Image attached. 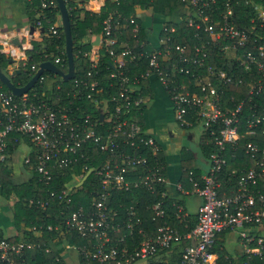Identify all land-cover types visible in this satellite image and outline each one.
Wrapping results in <instances>:
<instances>
[{"label":"built area","instance_id":"obj_1","mask_svg":"<svg viewBox=\"0 0 264 264\" xmlns=\"http://www.w3.org/2000/svg\"><path fill=\"white\" fill-rule=\"evenodd\" d=\"M182 1L186 6L185 23L195 30L199 43L191 47L183 43L170 44L163 52L154 48L148 54V67L140 76H157L169 94L177 124L200 126L202 134L207 135L213 145L201 181L190 178L193 192L201 201L194 226L186 231L170 222L174 218L182 228L188 227L183 204L164 202L162 188L166 178L161 148L145 132L141 122L131 116L134 107L146 102V96L138 92L140 77L122 74L117 91L103 100H97L93 94L94 90H100L95 80L86 86L89 88L86 93L80 88L72 92L74 98L86 95L96 103H102V118L99 120L89 112H79L76 106L53 107L45 101L35 102L28 91L15 95L0 85V170L11 157L8 152L11 133L30 141V149L23 154L22 164L33 166L46 184L52 181L54 170L70 166L80 157L87 158L86 145L89 142L108 154L101 165L92 167L91 173L97 178L90 190L89 207H77L63 222L87 240L83 245L66 241L63 244V250H74L84 264H218L220 254L214 245L222 232L237 236L245 256L264 255V112L252 111L244 121L241 117L242 101L231 108L224 104L222 93L225 84H241L245 73L249 78L247 100L250 101L252 95L264 94V0H244L251 5L247 11V25H240L237 20L236 5L241 0ZM39 2L41 12L57 5L56 0ZM111 18L112 13L104 21L103 40L114 65L120 68L126 55L135 56L127 47L115 48L116 40L110 37ZM129 21L134 23L132 30L136 32V21L133 17ZM40 26L37 21L36 27ZM49 30L58 36L56 23ZM163 30L175 31L173 26L166 24ZM202 34L208 39L202 38ZM15 36L17 34L10 30L0 31V52L11 59L8 63L10 75L16 70H27V54L13 51L11 40ZM170 41V35L162 37L160 45ZM211 42L217 47L215 56L220 54L228 60L229 72L208 63ZM64 54L63 47L52 62L58 66ZM160 54L168 61L167 69L158 60ZM97 58L98 54L90 56L92 66L96 65ZM237 67H242V72L238 73ZM37 69L38 65L29 67L33 74ZM178 74L190 78L189 87L177 84ZM38 79H43L42 74ZM110 102H113L111 107ZM243 136L249 139L242 142V149L254 160L255 166L231 170L223 185L221 174L228 163L227 149L241 145ZM83 168L86 169V165ZM83 175H77L76 181ZM140 188L150 194L159 193L161 197L144 207L150 220L158 223L153 232L145 227L136 207ZM117 191L131 195L132 203L125 206L123 212L112 205ZM66 194L65 189L60 193L51 190L49 199L36 202L44 208L50 199L62 198ZM47 228L51 229V225ZM184 241L188 243L182 244ZM37 247L30 240L12 241L8 236L0 235V264H28L30 253ZM60 255L63 256L62 252ZM233 260L228 264H233Z\"/></svg>","mask_w":264,"mask_h":264},{"label":"trees","instance_id":"obj_2","mask_svg":"<svg viewBox=\"0 0 264 264\" xmlns=\"http://www.w3.org/2000/svg\"><path fill=\"white\" fill-rule=\"evenodd\" d=\"M68 11L70 20L71 37L73 39L72 54L74 62V75L72 78L64 80L58 74H55L49 70L42 72L43 79L37 80L32 88L28 90V94L32 95V99L35 102L45 101L47 104L53 107L60 108L77 107L79 112H89L92 117L97 120L100 118L101 102L96 103L90 98L84 95L81 98H74L72 92L80 88L86 93L89 88L86 87L91 81H97V87L100 90L93 91L97 100H103L109 98L114 94L120 84V76L135 75L140 77L139 90L142 95H149L148 77L140 76L148 67V54L151 53L154 48L147 39L146 28L141 25V18L138 16L137 9L141 11L152 12V17L160 22L159 38L167 37L170 35V43L161 44L159 48L163 50L168 45H174L175 43H183L191 47L194 43L198 44L200 38L195 35V30L189 27L185 23L186 6L182 0H105L98 12L90 11L78 3L84 0H64ZM251 8L250 4L244 3V0L239 1L236 5L237 20L240 25H247L248 12ZM247 12V13H246ZM112 13V28L110 37L115 38V48L121 50L122 47L130 49L134 54V58L129 55L124 57L125 61L123 66L117 68L114 65L113 59L105 46L104 40L102 46L98 50V58L96 65L92 66V61L89 56L91 44L86 41L88 34H100L104 37V21ZM26 14L32 21L33 25H37V21H40L42 29L43 42L32 41V47L27 50V70L20 69L19 72L10 75L11 81L15 85H24L33 75L30 72L29 67L34 64L38 65L42 61H53L54 57L59 54V50L64 47L65 38L62 25L59 20L60 11L58 5L53 8H47L44 12L40 11L39 0H29L26 7ZM133 17L137 23V30H132L134 23H131L129 19ZM58 21V22H57ZM56 23L58 29V36L51 34L49 27ZM119 23L118 26L116 24ZM163 24L168 27L173 26L175 31L168 32L163 30ZM169 34V35H168ZM202 38H207V35L202 34ZM217 47L211 42L209 45L210 56L208 63L214 66H221L228 72L229 62L220 54L215 56ZM158 60L161 64H165V68H168V61L158 55ZM9 63V57L0 52V68L6 70ZM58 66L62 70L67 69L66 54L63 55V60ZM242 67H237V72H242ZM90 71V74L88 72ZM111 73H114L112 76ZM178 79L177 84H185L189 87L191 80L185 74L176 75ZM244 81L241 84H235L234 82L217 86L219 89H223V101L227 106L234 108L238 103L242 101V119L249 117V113L256 111L257 113L264 112V94L263 92L258 95H252L251 100L248 101L247 97L248 86L247 74L244 73ZM0 85L7 90V87L0 81ZM34 94V95H33ZM136 96V93L135 95ZM232 97V98H231ZM109 107L113 105L110 102ZM145 103L140 106L134 107L131 110V116L141 122V112ZM251 106V108H250ZM243 121V122H244ZM16 138V139H15ZM21 139V141H20ZM249 139L248 136H243L241 145L237 148L227 149L228 163L224 168L222 175L223 185L226 182L225 176L231 170H242L251 166H255L254 160L244 153L242 142ZM264 141V140H263ZM262 141V145L264 142ZM22 143L31 145L30 141L16 133H11L8 136V152L10 155L18 149ZM87 158L80 157L77 162L67 166L63 169L54 170L52 181L46 184L39 178V174L35 171L33 166L25 164L24 167L29 171V177L26 180L18 181L13 174L9 166L3 165L0 170V193L5 197L15 196L16 200L13 205V221L17 229L22 228L23 238L36 243L38 247L30 253L28 264H62L64 263L63 256L60 255L63 249V244L69 242L75 245H83L87 243V240L80 236L76 230L67 228L63 225L65 218L71 213V211L82 206L88 208L91 200V188L95 185L96 174L90 173L82 185L72 188L76 182V176L79 174H85L90 167H96L101 165L108 154L102 152L93 143H87ZM200 147L203 153L208 156L213 145L207 135L201 136ZM32 162L34 163V156ZM188 159L193 160L190 153H187ZM183 155V159H184ZM11 158H9L10 161ZM86 165V169L83 168ZM187 169L184 170V175L187 183L192 185L190 177L195 180L201 181L200 171L192 164L185 163ZM191 170V171H190ZM190 179V181H189ZM63 189L67 190V194L62 198H53L42 208L36 200H46L50 198V191L54 190L60 193ZM140 195L137 203L139 214L144 219L145 227H149V232H153L158 225L157 222L150 220L149 212L144 209L148 204L154 202L158 198V193L150 194L144 188H140ZM68 198L69 200L67 201ZM33 199L30 203L29 200ZM121 203V205H119ZM132 203L131 195L126 191H117L113 197L112 205L118 207L121 212L123 208ZM195 220V219H194ZM194 220L190 221L187 228L182 226L173 219L170 222L178 226L182 231H186L194 226ZM51 225V229L47 226ZM221 235L223 234L220 233ZM219 234V235H220ZM2 235V234H0ZM218 235V236H219ZM12 241L20 240L18 236H10ZM188 243L184 241L182 244ZM222 244H216L214 249L219 252L218 264H228L232 261V256L227 252L225 248H220ZM47 249V250H46ZM58 257V259H57ZM81 264H84L83 260H80ZM264 264V255L261 257L250 256L247 257L244 254L240 255L233 261V264ZM93 264V263H91Z\"/></svg>","mask_w":264,"mask_h":264},{"label":"crops","instance_id":"obj_3","mask_svg":"<svg viewBox=\"0 0 264 264\" xmlns=\"http://www.w3.org/2000/svg\"><path fill=\"white\" fill-rule=\"evenodd\" d=\"M28 1L29 0H0V31L4 32L10 30L15 32L21 42V47L13 44V51L15 53H19V51L26 53L27 50L32 47V41H37L39 43L43 42V32L41 28L33 25L26 14ZM104 1L105 0H84L78 4L90 11L98 12ZM152 12L151 10L141 11L137 9L138 16L142 19L141 25L146 28L148 41L153 48H159L161 43L159 38L160 22L152 17ZM59 20L61 23L60 16ZM86 41L91 44V49L89 51L90 56L96 57L103 43L102 36L100 34H88ZM6 69L8 72L3 71L8 74L10 71V64L7 65ZM148 85L150 94L146 95V102L141 112V124L145 132L151 135L161 148L160 157L164 164L166 178V182L162 188L165 194L164 202L165 204H183L187 213V224H189L190 221L195 219L196 210L201 199L193 192L192 185L190 188V185L185 179L184 170L187 169L185 163L190 162V164L194 165L200 171V176L206 171L207 156L200 147L201 136L203 134L200 126L182 127L177 124L169 94L163 84L158 80L157 76H148ZM196 128L199 129L197 131V136L195 133ZM29 149L28 144L22 143V145L13 152L10 161L7 163L16 176L20 173L22 174L24 171L23 168L25 167L22 164V156ZM187 153L192 155L193 160L187 158ZM183 155L185 157L184 159ZM160 199L161 197L158 193V198L154 201ZM1 213L2 211H0V234L8 237L18 236L19 239H24L22 237V228L17 229L14 225L13 215L12 219L6 220V216ZM173 219L174 218L171 220ZM233 236H235L234 239H236V242H234L231 249H229L227 243ZM217 243L222 244L220 248H225L233 259L238 258L243 253L237 236L234 233L223 232L222 235L220 234L217 237L215 245ZM63 251H66L64 254L62 253L65 264L67 259L71 261H73L75 257L78 259L74 250L68 249V251Z\"/></svg>","mask_w":264,"mask_h":264},{"label":"water","instance_id":"obj_4","mask_svg":"<svg viewBox=\"0 0 264 264\" xmlns=\"http://www.w3.org/2000/svg\"><path fill=\"white\" fill-rule=\"evenodd\" d=\"M56 1L60 11L61 25L65 38L64 50L67 58V69L64 71L59 66H57L56 64H54L49 60L42 61L38 64V69L32 75V77L24 85L19 86V85H15L11 81L10 75L6 74L0 68V81L15 95H21L22 93L27 92L30 88H32L44 70H49L55 74H58L64 80L70 79L74 75V62H73V54H72L73 39L71 37L69 15L65 5V1L64 0H56ZM11 42L12 44L21 47V42L17 36L13 37ZM9 62H11V59H9ZM16 72L18 73L19 70H16ZM100 118H102V114H100ZM92 169L93 168L90 167L80 180H78L76 183L70 186L71 189L82 185L83 182L88 177V175L93 171Z\"/></svg>","mask_w":264,"mask_h":264},{"label":"rangeland","instance_id":"obj_5","mask_svg":"<svg viewBox=\"0 0 264 264\" xmlns=\"http://www.w3.org/2000/svg\"><path fill=\"white\" fill-rule=\"evenodd\" d=\"M164 25V24H163ZM6 69V68H5ZM5 72H8L7 69L5 70ZM199 128V127H198ZM198 128L195 129V133L197 136V131L199 130ZM23 173L18 174L17 176L15 175L16 179L18 181L20 180H26L29 177V171L26 168H23ZM77 182V181H76ZM75 182V183H76ZM16 198L15 196H10L8 199L5 198L1 193H0V211H2L1 214H4V216H6V220L12 219V210H13V205L15 202ZM235 236H233V238L231 237L228 241V248L231 249V247L233 246L234 242H236V239H234ZM68 251V250H67ZM61 252L64 254L63 249L61 250ZM73 253H75L74 251H71ZM66 264H81L79 258L77 259L75 257V259L73 261H71L70 259H67Z\"/></svg>","mask_w":264,"mask_h":264}]
</instances>
